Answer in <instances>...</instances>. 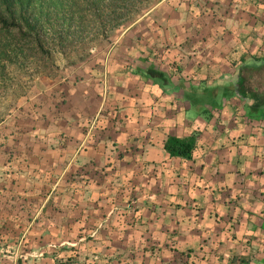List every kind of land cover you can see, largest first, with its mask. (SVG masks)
<instances>
[{
    "label": "crops",
    "instance_id": "1",
    "mask_svg": "<svg viewBox=\"0 0 264 264\" xmlns=\"http://www.w3.org/2000/svg\"><path fill=\"white\" fill-rule=\"evenodd\" d=\"M202 2L207 10L194 18L203 17L204 27H220L223 46L222 57L210 59L208 69L225 76L242 68L244 53L262 55L264 0ZM159 17L162 25L183 28ZM158 29L152 39L161 41L167 29ZM176 66L162 79L140 76L147 86L140 97L101 114L103 126L92 130L90 142L81 105L67 114L69 120L62 113L35 120L38 125L23 134L34 141L17 137L15 169L6 173L0 167V246L20 241L24 255L4 257L1 264H264L260 111L246 107L235 85L225 81L214 90L213 77L195 81ZM83 95H75L80 103ZM193 134L190 159L162 150L167 135ZM51 137L53 144H37ZM3 157L1 151L0 166Z\"/></svg>",
    "mask_w": 264,
    "mask_h": 264
},
{
    "label": "rangeland",
    "instance_id": "2",
    "mask_svg": "<svg viewBox=\"0 0 264 264\" xmlns=\"http://www.w3.org/2000/svg\"><path fill=\"white\" fill-rule=\"evenodd\" d=\"M57 1L38 0L34 8L36 6L43 10L49 8L53 13L55 10L52 2ZM38 2H40L39 5H37ZM157 2L161 3L156 4ZM206 10L207 6L202 0L195 2L194 0H141L124 17L125 22L121 25L115 26L114 22L96 25L97 23L91 24L84 21L85 30L81 35L83 40L74 39L71 46L67 47L65 54L51 46L52 41H49V37L51 34L54 36L53 30L45 26L41 35L47 41L45 48L49 50L54 64L51 76L45 75L47 69L37 58H23L17 54L16 58L12 57L11 61H7L0 54V152L4 153L3 164L0 166L2 172L8 173L15 169L12 161L16 154L12 149L17 137L20 142H28L30 139L34 141L33 136L28 134V137H24L23 134L31 133L33 125H38V123L34 124L35 120L36 122L43 118L49 120L51 114L59 118L61 113L64 117L66 116L65 119L69 120L67 114H74L81 105L83 111L80 117H85L86 121L83 128L89 130L101 118L99 115L107 116L105 113L119 110L122 103L127 102L129 98L133 97L132 101L136 97L139 98L147 86L140 76L134 73V67L126 63V60L139 55V52L143 49L147 50L146 48L150 51V57H153V53L157 54L155 62H159V68L166 69L168 73H171L174 65L177 64L181 67L180 70L186 68L187 71L183 74L191 76L193 74L195 81L206 75L213 77L217 80L213 85L214 90L225 81L237 85V74H240L244 90L253 94V97L245 98L248 101L246 107L259 102L264 104V68L256 72L243 70V68L240 72L229 69L225 76H223L225 72L208 69L206 63H209L210 59L215 62L222 57L220 54L223 46L218 33L220 27H204L203 17L194 18V15H203ZM86 14L84 18H90ZM73 15L77 16L78 13L75 12ZM161 15L178 21L177 24L183 28L180 26L172 28V24L176 23L170 21L162 25L161 17H159ZM191 19L195 23L190 26L188 20ZM74 26L70 24L68 34L72 35ZM63 29H66V25ZM157 29L159 33L167 29L164 32L166 37L162 36L161 41L152 39ZM194 29H200V32L195 34ZM150 32L152 35L148 37L147 33ZM184 34L186 38L183 39ZM142 37L145 38V42L141 40L144 42L142 44L144 48H139L138 40ZM151 40L154 42L152 43ZM230 58L229 62L232 64L237 61L235 56ZM207 88L205 90H208ZM219 88L221 89V86ZM78 92L84 93L82 103L79 97H75ZM208 92H212L211 89ZM204 93L207 94L206 91ZM129 106L138 110L136 104H128ZM52 110L54 112L49 113ZM51 138L47 140V144H42L40 141H37V144L42 146L53 144L55 139ZM67 139H71V136ZM17 169L19 170L18 167ZM19 172L21 175L24 173L21 169ZM58 264L68 263L63 260Z\"/></svg>",
    "mask_w": 264,
    "mask_h": 264
},
{
    "label": "trees",
    "instance_id": "3",
    "mask_svg": "<svg viewBox=\"0 0 264 264\" xmlns=\"http://www.w3.org/2000/svg\"><path fill=\"white\" fill-rule=\"evenodd\" d=\"M37 1L38 0H0V54L1 57L7 61H11L12 57L16 58L17 54L21 55L23 58H37L41 62V65L47 69L45 75L51 76L54 64L49 50L45 48L47 47L45 43L47 41L45 37L41 35L43 34L42 31L45 26L52 28L53 34L56 36L55 39L52 34L49 37V41H52L51 46L55 49L58 48L60 52L65 54L67 47L71 46L74 39L83 40L81 35L85 30L83 26L84 21L91 24L97 23L96 25H103L104 22H114L113 24L115 26L121 25L125 22L123 20L124 17H126L129 11L141 0H67V2H65V0L64 2L63 0H58L57 2H52L55 10L53 13H51L49 8L44 10L39 6L34 8ZM39 4L40 2H38L37 5ZM75 12L78 13L77 16L73 15ZM85 14L90 18H84ZM64 24L66 25L65 30L63 29L65 26ZM70 24H73V26L75 25V30L72 35L67 32ZM142 39L143 38L138 40L140 43V45H138L139 48L143 47ZM146 49L147 50L143 49L142 52H139V55L137 54L126 60V63L135 67L134 73L144 78L155 77L157 79H162L164 75L166 77L171 76L170 73L159 68V62H155L157 60V54L153 53V57H150V51H148V48ZM239 60L242 63L243 70L250 72L260 71L264 68V50L261 56L244 53L239 57ZM241 69H239L238 72H240ZM178 72H180V70ZM242 82V77L239 74L237 77V85H235L233 89L234 92L240 97H253L252 93H248L244 90L241 84ZM189 92L191 91L189 90ZM260 103L261 102L253 103L252 107L260 111L258 119L264 120V104ZM100 119L101 118L96 121L89 131L87 141L90 142L94 138V133H92L93 129L103 126L99 124ZM195 139L194 134L186 137L167 135L162 141V150L169 157L190 159L195 146ZM69 173L71 175L74 174L73 171ZM84 234V231H81L76 235V238L82 237ZM184 256H188V253ZM178 264L186 263L185 261L184 263L183 261H179Z\"/></svg>",
    "mask_w": 264,
    "mask_h": 264
},
{
    "label": "built area",
    "instance_id": "4",
    "mask_svg": "<svg viewBox=\"0 0 264 264\" xmlns=\"http://www.w3.org/2000/svg\"><path fill=\"white\" fill-rule=\"evenodd\" d=\"M19 244L20 241L16 242L15 244H8L0 246V259L6 257V258H12L16 259L20 256H23L24 254L20 253L19 250ZM1 264V262H0Z\"/></svg>",
    "mask_w": 264,
    "mask_h": 264
}]
</instances>
